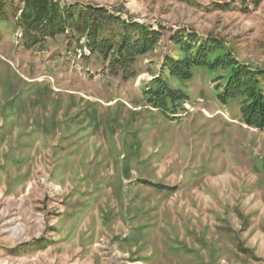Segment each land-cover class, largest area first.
<instances>
[{"label":"rangeland","instance_id":"1","mask_svg":"<svg viewBox=\"0 0 264 264\" xmlns=\"http://www.w3.org/2000/svg\"><path fill=\"white\" fill-rule=\"evenodd\" d=\"M54 1L160 37L111 63L114 26L110 46L69 27L27 45L0 24V236L16 245L0 261L40 238L54 264H264V129L218 96L223 69L182 80L163 65L178 31L264 71V0Z\"/></svg>","mask_w":264,"mask_h":264},{"label":"trees","instance_id":"2","mask_svg":"<svg viewBox=\"0 0 264 264\" xmlns=\"http://www.w3.org/2000/svg\"><path fill=\"white\" fill-rule=\"evenodd\" d=\"M10 19L14 21L15 29L20 30L27 45L46 37L64 35L66 27L85 35L87 45H95L98 42L108 45L113 38L106 37V30L114 26L120 29L119 35H116L119 46L118 57L111 63L117 62V59L118 62L126 63L122 56L128 54L129 60H132L131 56L135 58L145 54L155 46L160 37L159 31L136 22H126L105 8L80 9L77 5L61 6L54 0H20L19 5L15 4L14 0H0V24ZM168 35L179 48L175 55L167 57L163 64L170 74L182 80H189L191 76L188 78L186 74H190L193 69H223L225 76L222 77V93L218 96L223 101L226 98L239 97V111L243 123L258 130L264 129L263 70L248 69L237 62L230 53L222 51L223 47L219 50V44L200 42L190 33L173 31ZM121 52L125 53L119 55ZM103 58L106 59L107 56L103 54Z\"/></svg>","mask_w":264,"mask_h":264},{"label":"crops","instance_id":"3","mask_svg":"<svg viewBox=\"0 0 264 264\" xmlns=\"http://www.w3.org/2000/svg\"><path fill=\"white\" fill-rule=\"evenodd\" d=\"M28 185H29V183H28ZM19 228H21V227H19ZM9 230L13 233V235L14 234H16V235L18 234V231L16 230L15 226L9 228ZM48 233L50 234V232H48ZM21 238H20V242H18L19 244L23 243L25 241H28L27 233H24V235ZM9 239H10V237H9ZM40 240H42V239L39 238V239L33 240L34 242L37 241L36 244L39 246V247L38 246L36 247V252H35L34 256H32L30 258L27 257V256H25V258L24 257L15 258L13 261H11L10 259H2V262L0 261V264H43L44 260L43 259H39V257L42 258L43 255H45V257H46V258H44V259H46L45 260V264H54L55 261H54V257L53 256L54 255L56 256L57 254H54L53 243H50V242L47 241V243H48L47 245L48 246L46 248H44L45 250H43L44 251L43 254H39L40 249H42L40 247L44 246L43 245L44 244L43 241L40 242ZM0 241H1L0 242V251H2L5 248L10 249V248H13V247L16 246L15 243H13V241H8L7 237L4 238V237L0 236ZM5 241H8V244H5L4 243ZM36 244H35V246H36Z\"/></svg>","mask_w":264,"mask_h":264},{"label":"bare ground","instance_id":"4","mask_svg":"<svg viewBox=\"0 0 264 264\" xmlns=\"http://www.w3.org/2000/svg\"><path fill=\"white\" fill-rule=\"evenodd\" d=\"M15 228H16V225H15ZM16 230H19V231H20V230H21V228H16Z\"/></svg>","mask_w":264,"mask_h":264},{"label":"built area","instance_id":"5","mask_svg":"<svg viewBox=\"0 0 264 264\" xmlns=\"http://www.w3.org/2000/svg\"><path fill=\"white\" fill-rule=\"evenodd\" d=\"M24 239V238H23Z\"/></svg>","mask_w":264,"mask_h":264}]
</instances>
